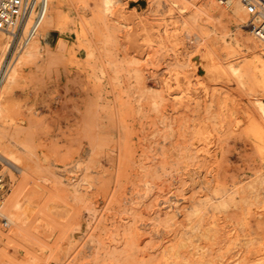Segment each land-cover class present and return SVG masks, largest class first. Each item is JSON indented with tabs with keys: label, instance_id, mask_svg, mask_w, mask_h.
Segmentation results:
<instances>
[{
	"label": "rangeland",
	"instance_id": "1",
	"mask_svg": "<svg viewBox=\"0 0 264 264\" xmlns=\"http://www.w3.org/2000/svg\"><path fill=\"white\" fill-rule=\"evenodd\" d=\"M73 2L78 21L89 14ZM114 4L120 12L90 30V53L76 44L77 22L52 27L4 90L0 122L29 131L34 155L25 165L0 157L8 186L0 204L18 188L19 203L31 207L16 228L0 215V230L14 233L0 237V264H264V145L246 120L255 111L261 118L264 85L228 68L259 63V49L233 39L249 27L227 16L214 30L201 21L216 72L179 26L189 9L169 13L170 0ZM117 16L130 22L129 39ZM161 17L174 40L160 45ZM145 24L154 34L145 36ZM170 72L182 81L180 99L163 93Z\"/></svg>",
	"mask_w": 264,
	"mask_h": 264
},
{
	"label": "bare ground",
	"instance_id": "2",
	"mask_svg": "<svg viewBox=\"0 0 264 264\" xmlns=\"http://www.w3.org/2000/svg\"><path fill=\"white\" fill-rule=\"evenodd\" d=\"M115 2H116V0H82V5H83V7L87 8L89 14L88 15H82L81 16L82 18L78 21L75 18L78 6L73 2V0H49L47 12H46L41 24L39 25L37 31L18 50L17 55L15 56L14 62L11 64V66L8 69V72L4 76V79H3L2 84L0 86V113L3 110L2 98H3L4 92H5L4 90H6V88L9 87L10 84L16 80V78L19 74L18 68H20V67H16L15 65L17 63H22V62H25V61H28V60L35 58V56L37 55L39 46L41 44H45L49 41L50 29L52 27L59 28L62 24H65V23L77 22V24H76L77 29L75 32V41L77 42L76 44L87 46L88 52L90 53L91 52V47H90V43H89L90 30L92 29L93 24L97 21H100L102 19L103 15L107 14V12H110L109 14L112 13V15H116V11L120 12V10H119L120 7L118 6L119 7L118 8V7L114 6ZM170 3H171V7L168 8L169 13H172V11L176 10L181 15H183L184 11H186L187 9L190 10L189 18H183V16H182L183 20L180 22L179 26L183 30L187 31L188 34H192V36L194 37V39L196 41V45H198L197 49L195 48V51L197 50L196 51L197 53L194 51L195 54L205 56L207 61H208V64L213 66V68L216 72H220L219 71L220 69H218L216 67V65L213 64V62H211L212 60H210V58H211L210 56L213 54V52L211 51L212 46L210 44L206 43V40L211 37V34H209L208 31H205L202 29L201 21L205 17L208 21L211 22V25H213V30H214L215 29L214 20L219 18V17H222V16H227L229 18V20L231 21V23L235 27L241 28L242 26L245 25V22H246L247 17H248L244 5L241 3L240 0H227L225 2H220L218 0L217 1L216 0H190V2H189L190 4H187L186 2H184L182 0H170ZM220 3H223V4H220ZM180 4H182V5H180ZM174 8H176V9H174ZM114 9H115V11H114ZM103 12H104V14H103ZM119 12H117V13H119ZM121 14H123V13L121 12ZM117 18H118V16H117ZM118 19L120 20L121 18L119 17ZM125 19H126V17L123 20L121 19L120 23H123L126 25V27H127L126 38H128L129 37L128 31L131 29V24H130V22L128 23L127 20H125ZM147 20L144 18V21H147ZM159 20H160V22H162V28H163V33H162L163 35L160 34L161 35L160 38L157 36L159 38V42H160V43L159 42L158 43L161 45L163 42L161 40H164L166 38H168V40H174V38H173L174 33H170L167 30L166 26H169V25H167V22L163 17L159 18ZM132 22H133V20H132ZM138 22H141V21H138ZM153 22L156 23L154 21V19H153ZM158 24H159V22H158ZM171 24H172V22H171ZM159 26L161 29L160 24H159ZM142 27L144 28L143 31H144L145 36L150 35V34H154V32H155L153 30V26H151V25L145 24L143 26L141 25V29H142ZM233 31H235V30H233ZM248 32L250 33V30H248ZM250 35H251V33H250ZM249 36H247V35L241 36V37L234 36L233 39L237 45H240V44L244 45L245 44L248 47L252 48L253 50L259 49L260 52L257 54V61L259 63L254 64L253 60H248L247 62H245L243 64V66L241 68L236 67V66H232V65H229L228 68H229V70H231V72L233 74H235L239 78V80L241 82H242L243 78L247 77V78H250L251 81H253V82H255V81L261 82L262 85H264V37H262V38L256 37V39H258V41H259L256 44L254 38L249 37ZM126 38H125V40H126ZM175 38H176V35H175ZM146 40L149 43H150V41H153L152 38H148V37H146ZM204 42L206 44L203 45L202 43H204ZM134 43H133V45H134ZM10 45H11L10 35L8 33L0 30V67H1V65L5 59L6 53L9 52L8 50L10 48ZM61 45H60V47H61ZM134 46L133 47L131 46V49H130L131 53L133 51H135V49L137 47L139 48L138 43H135ZM172 48H173V46H172ZM72 49H73V47L72 48L68 47V49H67V51L70 55L73 54ZM138 50H140V48L136 50L137 53H138ZM169 51H170V49H169ZM211 52H212V54H211ZM137 53H135V54L137 55ZM140 53L138 55H140ZM222 70H224V69H222ZM177 73L173 77L171 75L172 74L171 72L169 73L168 76H165L163 78V81H162L163 82L162 86L164 88L163 93L166 96H168L170 98L179 97V99H180L184 95V93H183L184 88L181 87V85H180V84H182V81L179 78V75ZM181 75H183V74H181ZM202 83H203V81H202ZM185 92H186V90H185ZM186 93H188V92H186ZM188 94H190V93H188ZM190 97H192V96L190 95ZM257 101L259 103L257 102L255 104L258 105V106L257 105L256 106L261 111V118L258 119L259 118L258 115H257L258 118H256L257 113L255 111V112H248L246 120L248 122V124H247L248 125V131L251 133L250 134L248 132V134H250V136L252 135L253 140L255 139L256 142L258 143V145L261 146V144L264 145V102H261V100H259V98ZM245 130H246V128H245ZM30 138H31L30 132L23 129L21 126H19V125H14V126L5 125L4 126L2 124V122H0V157H4V158L10 160L9 161L10 163H16L19 161L22 163L21 165H25L28 162V160L31 159L32 156L34 155V147H33V144H32V141ZM20 178L22 179L21 176H20ZM21 179H19V183H20ZM16 184L18 187V182ZM18 191H19L18 188H16L13 191V193H11L5 199V202L3 204H0V215L4 218V220H5L4 223L6 225H13L14 228H16L17 225L21 224L27 218V215L29 212L28 208L29 209L31 208L29 206L27 208V205H26L27 203L25 204L26 206H22L21 203H19V199L17 198V196H18V193H20V192H18ZM7 227L9 228V226H7ZM13 234L14 233L11 232V230H9V232H5L3 230H0V237L3 240H7V239L11 238V235H13ZM258 245L260 246V244H258ZM262 245H264V244H262ZM259 246H258V248H261ZM250 249H253V248H250ZM262 249H264V248H262ZM260 251H262V250L260 249ZM3 252H5V251L3 250ZM3 252L1 251L2 255L4 254ZM249 253H250V250H249ZM262 253H264V252H262ZM248 254H247V257H248ZM254 255H256V254H254ZM5 259L8 260V257H6ZM109 263H111V262H109Z\"/></svg>",
	"mask_w": 264,
	"mask_h": 264
},
{
	"label": "built area",
	"instance_id": "3",
	"mask_svg": "<svg viewBox=\"0 0 264 264\" xmlns=\"http://www.w3.org/2000/svg\"><path fill=\"white\" fill-rule=\"evenodd\" d=\"M49 0H0V30L11 37L12 55L37 31ZM225 2L227 0H218ZM248 15L246 25L258 38L264 37V0H240ZM8 66V65H7ZM3 65V74L7 68ZM7 183L0 177V202Z\"/></svg>",
	"mask_w": 264,
	"mask_h": 264
}]
</instances>
